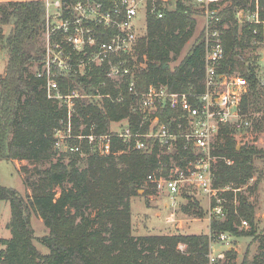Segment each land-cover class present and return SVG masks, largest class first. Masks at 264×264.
<instances>
[{"label":"trees","instance_id":"16d2710c","mask_svg":"<svg viewBox=\"0 0 264 264\" xmlns=\"http://www.w3.org/2000/svg\"><path fill=\"white\" fill-rule=\"evenodd\" d=\"M226 1L219 12L222 22L228 24L222 36L224 60L220 71L238 69L247 79L249 87L242 97L240 113L251 119L254 131L261 132L264 89L258 84L253 42L262 40V26L245 23L239 27L235 22V8L251 9L252 0ZM259 6L260 20L264 21V0H259ZM197 15H202L200 9L180 1L161 19L148 15L146 34L138 40L136 61L131 63L137 93L146 92L152 85H163L169 92L178 93H187L191 88L202 90L203 29L180 62L171 67L193 36ZM43 16L41 0L0 1V45L8 51L4 76L0 78V160L25 161L33 166L24 178L30 196L23 197L0 185V201L8 202L11 211L7 224L10 238L0 240V264H207L208 235L134 236L132 231L131 199L139 196V191H144L143 196L154 192L146 184L147 177H168L173 164L185 169L195 159L192 149L185 150L184 140L172 156L161 153L157 144L147 151H127L121 139L111 140L112 154L108 156H100L87 140L81 141V155L55 149V133L68 121L67 108L47 99L42 80L29 67L42 59V47L36 41ZM7 25L11 29L5 37L2 27ZM254 30L257 35H253ZM60 82L63 94L76 88L89 95L76 100L70 120L73 134L83 127V134L92 129L96 136L105 135L113 123L119 122H126L132 131L137 129L139 118L131 112L134 97L128 91L129 78L122 80L118 88L103 71L94 73L90 80L70 76ZM101 82L106 87L98 88ZM97 88L100 94L120 96L122 100H95L92 96ZM214 153L218 160L212 168L213 187L226 189L219 194L225 216L210 221V234L255 239L258 252L241 264H264V234H257L255 205L243 193L244 189L252 194L257 188L256 181L250 182L256 172L255 160H264V149L248 144L238 147L234 131L226 126ZM182 198L191 196L182 194ZM189 203L186 205L193 207ZM186 205L181 207L184 212H188ZM198 210L199 216L205 215L201 207ZM31 214L37 215L48 230L37 238L48 253H42L34 243ZM242 220L248 223L247 230L239 229ZM225 258L234 260L235 251L227 250Z\"/></svg>","mask_w":264,"mask_h":264},{"label":"built area","instance_id":"2783aa9c","mask_svg":"<svg viewBox=\"0 0 264 264\" xmlns=\"http://www.w3.org/2000/svg\"><path fill=\"white\" fill-rule=\"evenodd\" d=\"M1 1V0H0ZM8 1V0H6ZM44 16L41 35L42 59L31 67L36 78L43 82L47 99L58 106L67 108L68 121L64 129L55 133V149L59 153L82 154L81 141L87 140L95 146L100 156L112 154L111 140L121 139L127 151H147L158 145L161 153L172 156L177 153L180 140L184 148L192 149L195 159L185 169L173 164L168 177L161 174L149 175L146 184L157 194H165L174 210L178 199L182 198L186 185L196 188L207 198L208 218L224 219L220 190L213 187V165L218 160L215 155L218 138L223 127L235 133L252 128V121L240 113L242 97L248 91V81L236 70L221 72L224 60L222 36L228 24L222 22L219 12L226 0H41ZM180 1L193 4L202 11L204 33V76L202 90L195 88L187 93L169 92L167 87L150 86L146 92L135 91L134 52L137 42L144 34H138L135 21L139 14L146 18L152 15L163 18L167 11L174 9ZM251 9L237 7L234 19L239 27L243 24L262 26V40L254 41L258 54L255 70L258 84L264 89V21L260 20L259 0H252ZM147 30V28H146ZM257 30L253 35H257ZM30 68V69H31ZM104 75L118 88L119 83L129 78L128 91L134 97L131 112L138 116L137 129L132 131L126 122L114 123L110 132L96 136L92 133L73 134L71 116L75 112L76 100L89 95L72 89L62 93L60 79L79 76L87 80L94 73ZM98 88L106 87L105 82ZM93 95V99H110L120 102L122 98L111 94ZM168 115L165 121L162 117ZM70 140L74 142L71 143ZM121 153V152H120ZM118 153V154H120ZM229 164V162H228ZM213 202L215 205H213ZM167 223L175 222L174 214L166 218ZM248 223L241 221L240 229H247ZM228 234L209 236L210 246L207 264H220L225 253L213 252V244H223Z\"/></svg>","mask_w":264,"mask_h":264},{"label":"rangeland","instance_id":"374dc122","mask_svg":"<svg viewBox=\"0 0 264 264\" xmlns=\"http://www.w3.org/2000/svg\"><path fill=\"white\" fill-rule=\"evenodd\" d=\"M6 0H1L4 3ZM196 17V28L191 40L185 45L178 60L171 64V67L177 65L180 60L190 49L192 43L197 37L198 33L203 26L202 16ZM147 22L144 15L141 13L138 15L135 21V29L138 34H144L146 32ZM11 29V25L2 27V35L6 37ZM36 44H41V35L37 36ZM250 54L251 52H247ZM255 56L258 54L257 48L254 50ZM8 62V51L6 48H2L0 45V78L4 76L5 68ZM33 65H30L31 68ZM32 68L30 71L32 72ZM238 70V69H237ZM236 70V72H238ZM239 73V72H238ZM257 117V115H256ZM251 120V119H250ZM114 124V123H113ZM235 139L238 147L243 144L256 146L258 149H264V130L256 132L252 128L243 132L235 133ZM255 176L250 182L253 184L257 182V188L252 194L248 191L243 193L247 196L251 202L255 205V226L257 234H264V160L256 159L255 162ZM24 168L26 171H24ZM33 169L31 164L25 161H5L0 160V185L6 188L16 190L21 196L27 197L31 195V191L26 187L24 178L28 176ZM153 190V188H152ZM144 191H139V196L131 199V211H132V231L134 236L145 235H172V234H187V235H208L211 236L209 231L210 220L208 218L209 206L207 198L202 196L196 188H190L186 185L183 190V194L191 196V198L178 199V206L173 210L170 207V202L165 194H157L155 191L150 195L143 196ZM188 202H192V206H187ZM187 204V205H186ZM197 204L200 206L205 215L199 216L198 210L200 207L194 206ZM186 205L188 212L182 210V206ZM174 214L175 222L167 223L166 218L171 214ZM11 211L10 205L6 201H0V240L9 239L10 231L7 229V224L10 221ZM31 226L34 230L36 240L34 241L38 250L42 253H48V249L42 246L37 238H41L46 235L48 230L44 227L41 219L35 215L30 216ZM249 228V227H248ZM247 228V229H248ZM240 229V227H239ZM242 229V230H247ZM228 240L221 243L213 244V252H226L228 249H233L236 253V258L232 261H228L225 258L220 264H241L244 259L251 260L253 256L258 252V243L251 237H233L228 235ZM2 248L0 244V249ZM182 248V247H180Z\"/></svg>","mask_w":264,"mask_h":264},{"label":"crops","instance_id":"0c3cea01","mask_svg":"<svg viewBox=\"0 0 264 264\" xmlns=\"http://www.w3.org/2000/svg\"><path fill=\"white\" fill-rule=\"evenodd\" d=\"M229 250V249H228Z\"/></svg>","mask_w":264,"mask_h":264}]
</instances>
